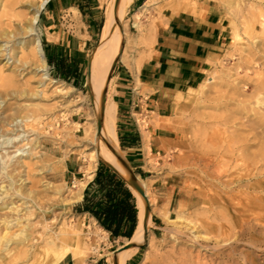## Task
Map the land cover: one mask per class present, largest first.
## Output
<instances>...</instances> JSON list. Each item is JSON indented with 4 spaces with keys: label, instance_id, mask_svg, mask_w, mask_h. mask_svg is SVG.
<instances>
[{
    "label": "rangeland",
    "instance_id": "obj_1",
    "mask_svg": "<svg viewBox=\"0 0 264 264\" xmlns=\"http://www.w3.org/2000/svg\"><path fill=\"white\" fill-rule=\"evenodd\" d=\"M22 3L28 0H21ZM148 0H135V3L128 9V13L125 20H130L129 23V39L130 42L137 36V31L132 27L134 22V15L145 6ZM211 4L217 5L222 12L226 15L227 19L232 24V21L237 18V12L229 13L226 6L219 1H212ZM204 1V2H207ZM110 0H99L97 12L98 27L94 28V35L90 41L88 50V58L90 59L91 53L100 44L102 38V29L106 20V12L109 7ZM149 11L146 12L142 20L147 23L153 19H156L158 26L163 24L160 17V6L155 4L149 6ZM18 12H25L21 5H17ZM239 17V16H238ZM49 18V19H48ZM12 23L6 22L7 25L4 28H10L15 30V24L18 21L12 20ZM48 22H51L53 30L56 35L60 34L65 38H82L87 40V21L79 13L71 10H62L57 14L49 15L47 8L42 11L39 18V26L42 29V48L47 39L55 41L52 35H49L46 26ZM47 34V35H46ZM248 41V40H247ZM250 42V41H249ZM234 43L233 34L230 42L224 49L217 55L214 60V64H208L206 70L203 73L202 80L195 86L200 87L201 84L206 83L207 79L211 76L219 77L215 82V85L209 87L203 94H201L191 104H186V101H179L176 104L174 111V117L171 121V141L165 143L161 148L160 155L148 156L150 170L146 178L149 183V192L152 198L157 200L158 207L168 206V213L172 216L183 215L189 220H195L197 216L202 212H207L210 216L211 210L209 206L204 205V198L213 197L217 195H229L231 189H237L238 184L234 183L228 187L221 185L220 182L213 178L214 168L209 171L212 175L211 178L199 173V165H195L196 161L194 157L201 156L206 157L212 152L209 143L207 144L208 135L224 127L212 125L218 119H225L223 117L232 120V126L230 125V131L237 132L241 136L239 137V144L236 145L239 148V153L245 151L246 146H250L249 152L257 151V144L260 142L255 140V136L264 137V130L257 128L254 122H257V117L254 116V112L250 111L246 106H242L244 97L253 95V80L257 78L256 71L259 69V63L264 61V48L256 45H251L246 49V52L236 50L232 52V45ZM251 43V42H250ZM8 47L14 50L18 48L17 59L21 58V63L11 59L8 64L5 65L7 60H4L0 67L4 69L6 75H14L17 83L9 90V95L5 96L7 103H2L0 106V113L3 109H7L8 105L19 104V115L26 114L27 110L24 109L26 105L35 114L42 115V120L35 126V130L27 128L24 125L19 126V119L12 125L3 126L0 124V145L2 144L3 137H16L22 135V142L19 143V138L11 142L9 145L0 146V155H5V150L8 152L14 151L16 147L20 145H26L31 140L38 138L40 147L38 153L31 154L30 156L23 158L21 166H19V158L13 160L11 166L7 171H11L14 174V179L17 181L21 177L23 182V191L26 193L33 191L35 200L32 202L30 199L20 200L16 195L8 196L4 200H0V207H3L5 203H14V206L23 205L21 209L26 207L33 210V216L30 218L31 222L36 223L35 237L38 241H42L48 237L53 231H57L61 222L66 219L73 223H79L83 227H91L93 230H98L97 223L87 216L80 215L75 212V207L78 203H75L69 214H63L60 212L56 203L59 202L63 196H67L68 193L64 187H71L75 179L86 178V167L88 166L87 153L93 149V147L84 148L79 146L81 133L75 136L76 143L69 142V138L63 134L58 133L54 135L56 131L53 127L47 128L46 124L52 117H57L58 130L60 131L65 126H69L68 121H78L80 123L85 122L88 118V111L92 107V101L89 98V85L87 72L84 80L82 81V88L75 86L74 83L68 82L56 76L51 64L47 60V71L54 79L64 81L68 85L72 86L75 90L72 94L62 95L57 93L54 84L47 82L44 85L41 73H36L32 66L31 60L28 56L22 53L19 46L15 43H9ZM257 47V48H256ZM128 48V47H127ZM130 55L134 53L132 48L127 49ZM262 52L259 53L258 51ZM12 57L8 55V57ZM3 57L0 56V62ZM255 60L258 63H255ZM25 62H30L26 64ZM5 65V66H4ZM230 69V71H229ZM263 69V66L261 67ZM120 70H127V67L121 61L118 62L115 70L112 74L114 80L111 87L110 96L113 97L115 93V81ZM233 76L228 78V76ZM251 81L249 85L245 86ZM252 82V83H251ZM14 91H19V98L14 95ZM2 99H0V102ZM247 104V103H246ZM80 107L79 112H75ZM248 108V109H247ZM9 111V115H10ZM1 117H6V114H2ZM8 117V116H7ZM217 117V118H216ZM216 118V119H215ZM69 119V120H68ZM225 129V128H224ZM34 143V141H33ZM32 143V144H33ZM207 145V146H206ZM30 146V145H29ZM209 146V147H208ZM7 148V149H2ZM122 153V152H121ZM247 154V151H245ZM125 158V154H122ZM98 161L97 168L99 163ZM250 159H247V163H250ZM245 165V164H244ZM263 163L257 165L262 174H264ZM49 166H51L49 168ZM81 173H77V172ZM200 175H199V174ZM219 172L215 173L217 176ZM245 172H241L238 169H233L229 172L222 171L221 182L227 183L238 181L244 177ZM264 180V178H263ZM2 181V180H1ZM50 183L51 187L46 188V185ZM6 184V183H5ZM60 192H58L59 190ZM62 190V191H61ZM24 202H27L26 204ZM24 203V204H23ZM12 207V206H11ZM51 210V213H45V211ZM222 210V208H218ZM25 210L23 211V213ZM18 217V214L9 209L0 210V233L5 231V226L2 220H12ZM44 221L47 223V228L38 224V221ZM152 227H150V234L154 235L153 248L149 249L145 244L137 253L134 260L128 264H172L179 261L184 257L183 252L192 251L194 255L200 253L201 257L208 263H213L216 260L213 255L214 251L219 252L218 262L222 260L229 261V264H245L246 256L251 255L256 257L258 264H264V229L260 230H245L244 233H240L238 229L234 227L229 229L230 240H225L223 233L220 230L214 231L209 228L197 229L193 228V225L184 221L170 222L159 213H153L151 216ZM24 223L27 220L23 219ZM172 233H176L178 240L171 238ZM221 234V237L219 236ZM45 235V236H44ZM101 239V249L98 254L90 256L86 262H78L72 260L74 264H112L114 261V254L119 247L124 246L127 240H112L109 235L99 232V238ZM193 237H199L193 240ZM10 249H13L12 254L7 260H1L0 263L4 264H27L28 256H17V248L15 245L10 244ZM0 246V254H1ZM15 257V258H14ZM71 260V259H68Z\"/></svg>",
    "mask_w": 264,
    "mask_h": 264
},
{
    "label": "bare ground",
    "instance_id": "obj_2",
    "mask_svg": "<svg viewBox=\"0 0 264 264\" xmlns=\"http://www.w3.org/2000/svg\"><path fill=\"white\" fill-rule=\"evenodd\" d=\"M49 1L28 0L22 3L21 0H0V56L3 57L0 64L4 60H7L6 65L11 59L21 63V58H16L18 48L12 50L8 47L9 43H15L22 50L21 52L31 60L32 66L35 67V72L41 73L43 82L40 83L44 85L47 82H51L54 84L57 93L69 95L75 89L66 82L50 76L47 71L46 57L42 48L43 35L42 29L39 26V18ZM204 1L207 0H148L145 6L134 15L132 27L136 29L137 36L130 42L128 38L130 20H125V17L128 9L135 3V0H118L116 8V0H110L106 12V20L102 29L101 42L91 53L89 59L87 77L90 87L89 98L92 101V107L88 111L87 120L82 123L68 121L70 127L65 126L60 131L58 130L57 122H55L57 117H52L46 124L47 128H54L56 131L54 135L63 133L70 139L69 142L72 144L76 143L75 136L81 133L82 135L78 145L84 148L93 147L86 154L89 162L85 170L86 178L75 179L71 187H64L68 195L63 196L56 203L61 213L69 214L73 205L83 200L84 191L87 185L94 179L99 160H103L112 165L121 176L128 177L126 170L118 159V157H123V155L120 151L117 133V105L112 96H110L111 87L114 82L111 74L113 72V66L117 61H121L127 68L139 73L143 64L150 59L157 42L158 24L156 19L147 23L142 20V17L149 11V6L159 5L161 8L159 19H161L163 24H167V21L174 15L181 13L199 14L200 5ZM212 1H219L224 4L229 13L237 12V18L231 24L234 39L232 52L236 50L246 52V49L253 44L257 47H262V49L264 48V0ZM18 4L26 9V13L17 11ZM73 10L79 13L78 9ZM13 19L18 21L15 24V30L4 28L7 25L6 22L12 23ZM127 47H131L134 50L132 55L128 52ZM11 51L12 57H8V55H11ZM258 52L261 53L262 51L259 50ZM261 54H264V52ZM25 63L28 64L30 62ZM255 63H258V61L255 60ZM209 64H214V61L210 60ZM262 66L263 69H261ZM256 75L257 78L252 81L254 84L253 95L244 97L240 103L242 106H247L250 111L254 112V116L258 119L257 122H254V125L264 130V61L259 63V69L256 71ZM15 76V73L14 75H6L4 69L0 67V99H2L0 106L2 103L8 102L5 96L9 95V90L17 83ZM232 77L231 75L228 76V78ZM217 79L219 77L211 76L207 79V84L203 83L200 87L192 85L182 89L178 93V101H186V104H191V102L195 101L209 87L214 86ZM247 81L245 86L249 85L251 79L248 78ZM14 95L19 98V91H14ZM29 107L31 105H26L24 108L27 110L26 114L19 115V104L8 105L7 109H3V112L0 113V124L6 127L12 125L19 119V126L24 125L27 128L35 130V126L42 120V115L35 114ZM9 111L11 112L10 115L8 114ZM79 111L80 107L75 112ZM2 114H6V117H1ZM223 118L225 119H218L212 125L215 124L216 127L222 126L225 129L218 128L208 135L207 144L210 142L209 145L213 149L212 152L206 157L198 155L194 157L196 161L195 165L200 164L198 167L199 173L209 178L212 176L209 171L214 168L213 176L215 177L213 178H216V181L220 182L221 185H226L228 189L232 184L237 183L238 188L231 189V192L227 196L217 195L204 198L205 201L203 203L210 207L209 210H211L212 214L209 216L207 212H202L195 220H189L180 214L176 216L169 214L167 205L158 207L157 200L150 195L148 181L138 177L139 183L145 190L147 199L135 190H132L137 202L138 225L133 237L126 241L125 246L130 247H119V251L116 254L118 264H127L129 260L137 255L140 249L139 246L144 243L148 245L149 249L153 248L155 237L150 234V227L153 226L151 221L153 213H159L170 222L185 220L193 225V228H209L215 232L220 230L225 240H230L231 234L228 232L233 227L238 229L241 234L247 229L250 231L264 229V174L257 167L260 163L264 164V137H259V135L255 136V140L258 139L260 142V145L259 143L257 144L256 152H249L250 146H246L244 149L247 151V154L245 151L239 153V148L236 145L240 143L238 140L241 135L237 132L230 131L232 120H229L226 116ZM99 120L102 122L100 128L98 124ZM18 138L19 143H21V134L9 138L4 136L1 145L7 146ZM31 141V143L28 142L26 145L15 146L16 149L12 152L5 150V155H0V200H4L8 196L16 195L19 199L21 198L20 200L31 198L32 202H34V192L26 191L25 193L23 191L21 184L23 178L21 177L16 181L14 174L11 171H7L14 159L19 158V166H21L23 158L25 159L31 154L38 153L40 147L39 139L36 138ZM146 149L148 154H151L148 145ZM248 158L251 160L250 163H247ZM233 169H238L240 173L245 172L244 177L246 179L240 178L238 181L236 180L232 183L228 181L227 183L221 182L220 174L222 171L229 172ZM217 172H219V176L215 174ZM50 187L51 184L48 183L46 188L48 189ZM24 203L26 204L27 202ZM147 203L151 209L147 224L148 232L144 228ZM22 206H14V203L11 202L5 203L3 207H0V210L9 209L18 214V217L15 219L2 220L5 231L0 233V246L2 248L0 254L1 260H7L12 254L13 249H10L9 245L13 244L18 250L17 252H19L16 257L18 255L28 256L27 264H64L68 259L86 262L90 256L100 252L102 238H99V232L108 235V232L99 225L97 227L98 230H93L91 227H83L79 223H73L64 219L57 231H53L48 237L42 241H38L35 237L36 223L30 220L33 216V210L26 207L23 213ZM219 207L222 210H218ZM45 213H51V210H47ZM23 219L27 220V223H24ZM38 224L44 228L48 226L42 220L38 221ZM221 234L219 235L220 237ZM177 236L176 233H172L171 238L177 241ZM198 238L193 237V240ZM183 254V258H180L179 261L172 264L213 263V261L212 263L205 261V258L203 259L200 253L194 255L192 251H184ZM213 255L216 257V260H214L216 264H229L230 262V260L218 262L217 259H219L220 254L217 250L214 251ZM244 261L245 264H258L257 258L251 255L246 256ZM4 264L6 263L4 262ZM112 264H115V261Z\"/></svg>",
    "mask_w": 264,
    "mask_h": 264
},
{
    "label": "crops",
    "instance_id": "obj_3",
    "mask_svg": "<svg viewBox=\"0 0 264 264\" xmlns=\"http://www.w3.org/2000/svg\"><path fill=\"white\" fill-rule=\"evenodd\" d=\"M98 1L50 0L46 5L49 15L53 16L62 10L78 9L79 14L87 21V40L56 35L51 22L46 26L49 35L56 39H47L44 46L47 60L57 77L74 83L79 88L83 87L82 81L89 65L87 53L90 41L94 28L98 27ZM231 38V23L226 15L217 5L209 1L203 2L199 14L174 15L167 24L158 26L157 42L151 57L143 64L139 73L129 68L120 70L112 97L117 105L119 147L122 154H125V158H122L138 177L146 178L150 172L147 145L151 155H160L163 145L173 140L170 123L179 102L178 93L184 88L196 86L202 80L209 61L216 59ZM63 60L70 70L67 79L61 75L60 70H56V64ZM101 162L105 164L103 160ZM83 216L97 223L88 214ZM108 235L110 236V233ZM119 239L129 240H116ZM64 264L74 262L67 260Z\"/></svg>",
    "mask_w": 264,
    "mask_h": 264
},
{
    "label": "trees",
    "instance_id": "obj_4",
    "mask_svg": "<svg viewBox=\"0 0 264 264\" xmlns=\"http://www.w3.org/2000/svg\"><path fill=\"white\" fill-rule=\"evenodd\" d=\"M56 70H60L65 79L68 78L70 70L64 60L56 64ZM75 212L94 218L101 228L110 233L112 240H130L138 223L135 196L126 181L103 162H100L96 177L88 185L84 200L75 207Z\"/></svg>",
    "mask_w": 264,
    "mask_h": 264
},
{
    "label": "water",
    "instance_id": "obj_5",
    "mask_svg": "<svg viewBox=\"0 0 264 264\" xmlns=\"http://www.w3.org/2000/svg\"><path fill=\"white\" fill-rule=\"evenodd\" d=\"M117 5H118V0H116V2H115V8L117 7ZM117 64H118V61L113 66V72H114L115 67L117 66ZM113 72H112V74H113ZM88 90L90 91V87L88 88ZM104 100H105V96H104ZM98 124H99V128H100L101 127V124H102L101 120H99V123ZM118 159H119L121 165L123 166V168L126 170V172L128 174V177L127 178L123 177L125 179L128 187L131 189V191L132 190H135L137 193H139L140 195H142L143 197L146 198L145 190L143 189V187L139 183L138 176L134 173L133 169L130 167V165L122 157H118ZM105 164L109 168H111L112 170H114L115 172L118 173V171L112 165H110L107 162H105ZM150 213H151V209H150L149 204L147 203L146 212H145V219H144V228H145V230L147 232H148L147 224H148V220H149ZM137 225H138V223H137ZM144 245H145V243L142 244V245H140L139 248L143 247ZM127 247H130V246H124L123 248H127ZM118 251L119 250H117L115 252V254H114L115 264H118L117 258H116V254L118 253Z\"/></svg>",
    "mask_w": 264,
    "mask_h": 264
}]
</instances>
